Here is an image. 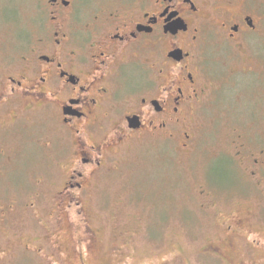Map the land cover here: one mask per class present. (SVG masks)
I'll use <instances>...</instances> for the list:
<instances>
[{
  "label": "flooded vegetation",
  "instance_id": "1",
  "mask_svg": "<svg viewBox=\"0 0 264 264\" xmlns=\"http://www.w3.org/2000/svg\"><path fill=\"white\" fill-rule=\"evenodd\" d=\"M12 1L0 0V127L43 118L39 145L58 172L48 182L57 220L75 214L92 254L98 239L86 194L129 144L172 143L192 153L200 114L241 87L253 97L243 112L264 128V0H38V12L35 0H19L11 18ZM242 135L218 154L232 177L245 173L264 198V146L253 148ZM223 215L215 218L230 247L246 238L247 216ZM43 238L56 249L54 232ZM128 244L122 239L115 252ZM203 252L226 261L218 244Z\"/></svg>",
  "mask_w": 264,
  "mask_h": 264
},
{
  "label": "rangeland",
  "instance_id": "2",
  "mask_svg": "<svg viewBox=\"0 0 264 264\" xmlns=\"http://www.w3.org/2000/svg\"><path fill=\"white\" fill-rule=\"evenodd\" d=\"M18 2L8 6L7 11L14 9L8 17L18 16ZM25 3L22 15L28 17L33 12ZM35 3L38 12L40 1ZM239 92L200 114L203 126L192 153L172 143L147 142L129 144L117 156L113 170L104 172L85 197L98 239L94 254L75 214L57 220L55 188L48 182L58 180V172L39 145L43 118L0 127V264H264V198L245 173L234 179L218 154L229 151L236 133L253 148L264 146V128L243 112L253 97L244 87ZM203 188L209 197L199 194ZM31 199L35 206H22ZM207 199L216 201L217 209L202 207ZM215 213L247 216L240 230L246 238L227 246ZM46 231L55 233L56 249L43 238ZM122 239L129 244L117 254ZM24 244L41 251L26 252ZM212 244L224 250L226 261L204 254Z\"/></svg>",
  "mask_w": 264,
  "mask_h": 264
}]
</instances>
